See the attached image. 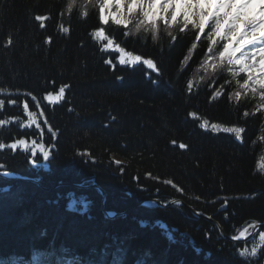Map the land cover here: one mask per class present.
Listing matches in <instances>:
<instances>
[{"label":"trees","instance_id":"1","mask_svg":"<svg viewBox=\"0 0 264 264\" xmlns=\"http://www.w3.org/2000/svg\"><path fill=\"white\" fill-rule=\"evenodd\" d=\"M66 5L67 0H0V90L10 92L0 95L5 102L0 120L8 122L0 125V170L37 178L43 185L0 177V253L27 252L53 241L87 254L116 243L129 259L141 255L156 264H264V246L256 256H240L256 241L227 240L215 223L183 204L137 205L180 197L232 236L264 221V170L257 168L264 152V113L253 112L251 103L234 106L226 95L210 101L206 86L189 93L188 69L203 50L182 71L187 41L179 37L175 46L157 47L123 41L120 31L110 28L119 42L154 60L161 76L147 78L141 67L113 71L90 35L98 11L90 8L83 18L78 8L68 14ZM37 16L47 17L43 28ZM48 37L51 42L45 43ZM63 85L70 87L62 100L45 99ZM29 95L41 102L56 137L43 122L39 130L30 123L23 104L27 101L32 113L36 106ZM191 111L242 125L243 143L200 131L189 119ZM26 125L33 129L22 130ZM33 139L51 149L47 158L31 156ZM18 140L27 148L12 149L11 142ZM181 143L187 147L180 148ZM94 182L107 192V210L126 216L106 218L95 188L57 187ZM70 190L89 203L88 212L67 208Z\"/></svg>","mask_w":264,"mask_h":264},{"label":"clouds","instance_id":"2","mask_svg":"<svg viewBox=\"0 0 264 264\" xmlns=\"http://www.w3.org/2000/svg\"><path fill=\"white\" fill-rule=\"evenodd\" d=\"M74 2L67 0L66 6ZM99 4L81 0V16L89 7L99 15ZM124 4V37L157 47L186 40L182 70L203 50L188 69L187 83L207 86L214 98L226 95L234 106L251 103L253 112H264V0H135L131 14L128 0Z\"/></svg>","mask_w":264,"mask_h":264},{"label":"snow or ice","instance_id":"3","mask_svg":"<svg viewBox=\"0 0 264 264\" xmlns=\"http://www.w3.org/2000/svg\"><path fill=\"white\" fill-rule=\"evenodd\" d=\"M105 5L108 8L107 13L104 12ZM128 5H129L128 6V12L131 14L136 10L134 7L135 0H128ZM124 7H125L124 0H106V4L100 6V12L98 15L99 22L102 26L94 29L90 33V35L92 36V38L96 42H98L101 45V51L107 52L109 50H114V51L119 52L120 55L118 57V63L121 66H123V65L135 66L138 63H143L148 69L155 71L157 73V75H159L160 70L158 69L157 64L151 58L145 59L144 57H142L140 55H133L131 53L126 52L125 49L120 46V44L115 42L114 37L109 35L108 32L106 31V28L104 26L112 24L113 21H115V24L118 27L127 23V21L123 19ZM113 8H115V11H113ZM68 11L69 12L73 11V8L71 7V5L68 6ZM36 19L38 21H41V27L43 28L44 27L43 21L45 19H47V17L46 16H37ZM120 28L122 29V27H120ZM62 31H64L66 33V32H68V29L62 27ZM50 42H51V38L50 37L46 38L45 43H50ZM175 43L176 42H174L172 46H175ZM105 63L110 68H112L113 71L115 70V66L112 64L111 58L106 59ZM118 79H122V78H118ZM153 83H157V81H153ZM68 87H70V86L69 85L61 86L57 93L46 94L45 99L48 100L49 102H59L60 100H62L65 97V92H66V89ZM187 89H188L189 93L193 89L191 82L187 83ZM0 91H3V90H0ZM217 96H218V94H217ZM33 99H35V97H33ZM212 99H215L213 95H212V97H210V101ZM4 103L5 102L3 100H0V107H3ZM23 109L25 112H28L27 101L24 102ZM69 111H71V109H69ZM256 113H259V111H256ZM253 114H255V113H253ZM189 115L192 118H196L195 112H191V113H189ZM244 115L245 116L248 115L247 111H245ZM28 116H29L30 123L33 125H36V128L39 130L40 126L36 122L35 113L28 112ZM6 123H8V122L5 120H0V125H4ZM198 126L201 129L207 130L208 121L205 120V121H203V123H201ZM211 128L213 131L218 130L216 124H212ZM222 130L226 133H234L236 139L239 142L243 143V135L242 134L245 132L244 128H241V127H225ZM48 131H49L50 135L53 137H56L58 135V133H56L55 131H52L51 128H49ZM260 139L264 140V136L260 137ZM18 145L23 146L24 148H27V144L24 140H18V141L11 142V148L12 149H17ZM3 147H4V145L0 144V148H3ZM179 147L183 149V148H186L187 146L184 145L183 143H181L179 145ZM50 151H51V149L45 148V146L43 144H37V142L35 140H33L32 151H31V156L33 158L35 157V155L37 153H40L45 158H47L50 155ZM261 167L264 168V164H261ZM167 183L172 184V181H167ZM177 203L179 204V201H177ZM224 207H227L226 203H225ZM195 214L196 215H203V213H200V212H197ZM225 219H227V217H225ZM256 227L259 228L260 225H256ZM245 237H246V231H241L239 233L238 237H233L232 239L236 240V239H241V238H245ZM259 240H260L261 245L264 246V232L259 233ZM257 250L258 249L256 246H253L250 251L247 248H245L239 252V255L242 257L248 256V255L256 256Z\"/></svg>","mask_w":264,"mask_h":264},{"label":"bare ground","instance_id":"4","mask_svg":"<svg viewBox=\"0 0 264 264\" xmlns=\"http://www.w3.org/2000/svg\"><path fill=\"white\" fill-rule=\"evenodd\" d=\"M104 12L107 13V10H105Z\"/></svg>","mask_w":264,"mask_h":264},{"label":"rangeland","instance_id":"5","mask_svg":"<svg viewBox=\"0 0 264 264\" xmlns=\"http://www.w3.org/2000/svg\"><path fill=\"white\" fill-rule=\"evenodd\" d=\"M225 128V127H224Z\"/></svg>","mask_w":264,"mask_h":264}]
</instances>
